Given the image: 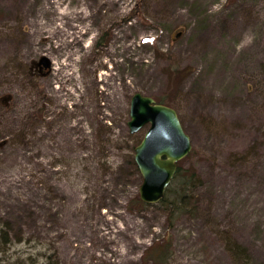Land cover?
<instances>
[{"label": "rangeland", "instance_id": "obj_1", "mask_svg": "<svg viewBox=\"0 0 264 264\" xmlns=\"http://www.w3.org/2000/svg\"><path fill=\"white\" fill-rule=\"evenodd\" d=\"M136 93L191 139L179 165L200 182L173 223L136 203L150 127L129 130ZM4 141L0 264H160L150 248L166 238L163 264H239L225 235L264 264V0H0Z\"/></svg>", "mask_w": 264, "mask_h": 264}, {"label": "water", "instance_id": "obj_2", "mask_svg": "<svg viewBox=\"0 0 264 264\" xmlns=\"http://www.w3.org/2000/svg\"><path fill=\"white\" fill-rule=\"evenodd\" d=\"M39 63L51 67L47 56H42ZM148 124V131L135 148L134 159L143 177L140 199L155 204L165 197L177 174L178 163L191 152L192 143L175 109L136 93L130 104L129 130L136 133Z\"/></svg>", "mask_w": 264, "mask_h": 264}, {"label": "trees", "instance_id": "obj_3", "mask_svg": "<svg viewBox=\"0 0 264 264\" xmlns=\"http://www.w3.org/2000/svg\"><path fill=\"white\" fill-rule=\"evenodd\" d=\"M28 81L31 83L32 87H36V80L38 77L33 75L30 68L26 72ZM136 172L138 173V168L134 164ZM139 174V173H138ZM140 176V175H139ZM194 170H184L180 165H178V171L175 175L171 186L168 187L165 197L159 202L162 206L169 210V220L171 223L177 220L180 216L188 213V208L191 202L190 193L194 187H196L200 179L198 178ZM136 203L138 206L147 205L139 198H137ZM5 236V235H4ZM226 249L230 255L239 264H256L250 258L247 249L233 240L229 235H225ZM171 240L169 238L165 239V243L160 246L151 247V254L149 258L155 262L163 264L166 263L170 256Z\"/></svg>", "mask_w": 264, "mask_h": 264}, {"label": "bare ground", "instance_id": "obj_4", "mask_svg": "<svg viewBox=\"0 0 264 264\" xmlns=\"http://www.w3.org/2000/svg\"><path fill=\"white\" fill-rule=\"evenodd\" d=\"M52 3H54L55 5H60V1L62 2L63 0H50ZM54 10L59 11V7L57 6H53ZM78 14H80V16H82L80 19L83 21L81 22L82 25H77L75 27V32L70 33V36L72 34V39L74 43H78L79 41H81V38L87 33V31L90 29L88 26H84V20H87L89 17H91L92 15L88 14L84 8V10L81 11H76ZM75 12V14H76ZM68 13L67 9H64L61 14L65 15ZM46 29V27H45ZM49 32H52L51 29H46ZM75 53V52H74ZM73 53V54H74ZM71 52H69V56H70Z\"/></svg>", "mask_w": 264, "mask_h": 264}, {"label": "flooded vegetation", "instance_id": "obj_5", "mask_svg": "<svg viewBox=\"0 0 264 264\" xmlns=\"http://www.w3.org/2000/svg\"><path fill=\"white\" fill-rule=\"evenodd\" d=\"M40 62V59L37 62L32 63L30 66V70L32 71L33 75L36 77L46 76L51 73L52 66L50 68H45V66ZM7 143H0V146H5Z\"/></svg>", "mask_w": 264, "mask_h": 264}]
</instances>
